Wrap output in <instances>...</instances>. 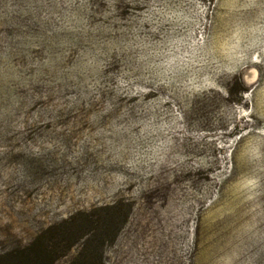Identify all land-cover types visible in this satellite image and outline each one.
<instances>
[{
	"label": "rangeland",
	"instance_id": "1",
	"mask_svg": "<svg viewBox=\"0 0 264 264\" xmlns=\"http://www.w3.org/2000/svg\"><path fill=\"white\" fill-rule=\"evenodd\" d=\"M8 251L264 264V0H0Z\"/></svg>",
	"mask_w": 264,
	"mask_h": 264
},
{
	"label": "trees",
	"instance_id": "2",
	"mask_svg": "<svg viewBox=\"0 0 264 264\" xmlns=\"http://www.w3.org/2000/svg\"><path fill=\"white\" fill-rule=\"evenodd\" d=\"M116 203L112 204L111 206H104L102 210L108 211V210H113L117 208ZM106 216V215H105ZM111 219V214L108 213L106 217H104L105 220H110ZM97 242L96 237L92 236L90 238V235L85 237V240L82 245V250L79 253V258L82 260H86V257L88 256L87 254V244L88 246L93 243ZM84 248V249H83ZM46 253V248H41V254ZM39 260L35 257H31L29 254H25L24 251H8L0 255V264H37ZM52 261H50L51 263ZM49 263V264H50Z\"/></svg>",
	"mask_w": 264,
	"mask_h": 264
},
{
	"label": "clouds",
	"instance_id": "3",
	"mask_svg": "<svg viewBox=\"0 0 264 264\" xmlns=\"http://www.w3.org/2000/svg\"><path fill=\"white\" fill-rule=\"evenodd\" d=\"M244 60V57L238 56L235 58V62H234V66L228 68L227 70L230 72H235L237 70V68L240 66V64L242 63V61Z\"/></svg>",
	"mask_w": 264,
	"mask_h": 264
}]
</instances>
